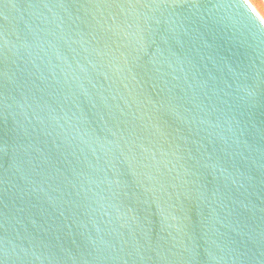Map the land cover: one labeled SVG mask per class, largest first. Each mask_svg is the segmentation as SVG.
I'll use <instances>...</instances> for the list:
<instances>
[{
	"label": "water",
	"instance_id": "obj_1",
	"mask_svg": "<svg viewBox=\"0 0 264 264\" xmlns=\"http://www.w3.org/2000/svg\"><path fill=\"white\" fill-rule=\"evenodd\" d=\"M0 264H264L249 0H0Z\"/></svg>",
	"mask_w": 264,
	"mask_h": 264
},
{
	"label": "rangeland",
	"instance_id": "obj_2",
	"mask_svg": "<svg viewBox=\"0 0 264 264\" xmlns=\"http://www.w3.org/2000/svg\"><path fill=\"white\" fill-rule=\"evenodd\" d=\"M249 1L264 20V0H249Z\"/></svg>",
	"mask_w": 264,
	"mask_h": 264
},
{
	"label": "bare ground",
	"instance_id": "obj_3",
	"mask_svg": "<svg viewBox=\"0 0 264 264\" xmlns=\"http://www.w3.org/2000/svg\"><path fill=\"white\" fill-rule=\"evenodd\" d=\"M250 2V1H249ZM253 6V5H252ZM255 9V8H254ZM257 12V11H256ZM258 13V12H257ZM258 15H259V13H258ZM260 16V15H259ZM260 18L263 20V18L260 16ZM263 22H264V20H263Z\"/></svg>",
	"mask_w": 264,
	"mask_h": 264
}]
</instances>
